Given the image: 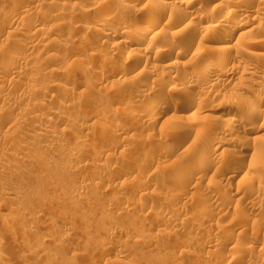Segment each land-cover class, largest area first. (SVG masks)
Here are the masks:
<instances>
[{"label":"rangeland","instance_id":"1","mask_svg":"<svg viewBox=\"0 0 264 264\" xmlns=\"http://www.w3.org/2000/svg\"><path fill=\"white\" fill-rule=\"evenodd\" d=\"M169 1L0 0V264H264V12Z\"/></svg>","mask_w":264,"mask_h":264},{"label":"bare ground","instance_id":"2","mask_svg":"<svg viewBox=\"0 0 264 264\" xmlns=\"http://www.w3.org/2000/svg\"><path fill=\"white\" fill-rule=\"evenodd\" d=\"M152 2H150V3H153V5L152 6H154V4L155 5H157L158 3H163V4H166V5H169L168 3H172L173 1H169V0H151ZM207 1V3H205ZM205 2H204V4L202 5V7H205V5H207L209 2L211 3V1H213V0H206ZM253 1H255V0H228V2L227 3H229V5H230V7H232L233 8V11L231 12V14L229 15V17H232L233 18V20H232V23H231V26H234L235 25V22L236 21H238V20H240V18H241V16L243 15V14H247V15H251L253 12L252 11H250V10H245L246 8V6L248 5V3H250V2H253ZM258 2H256V10H255V12H257V13H259L260 12V14H262L263 12H264V8H261L260 6H259V0H257ZM174 4H180V5H188V6H190L191 8H192V3H191V1L190 2H187V0L186 1H184V0H174ZM149 3V4H150ZM149 4H147V5H149ZM173 4V3H172ZM151 5H149V6H151ZM66 6V5H65ZM175 6L176 5H172L171 7H173V8H175ZM188 6H187V8H188ZM155 7V6H154ZM185 7V6H184ZM201 6L200 7H198L197 8V10H201L202 12H200V15H198V21L200 22V23H205V22H209L210 20H212V18H213V16H212V14H210V13H205L204 12V9L205 8H202ZM209 7V6H208ZM158 8V7H157ZM161 8V7H160ZM172 9V8H171ZM185 9H186V7H185ZM190 9V8H189ZM192 9H194V8H192ZM230 9V8H229ZM11 10V12H12V14L13 15H16L17 14V12L14 10V9H10ZM18 10V9H17ZM174 10V9H173ZM227 10V9H226ZM107 11V10H106ZM146 11V10H145ZM169 11H171V10H169ZM178 11V10H177ZM20 12V11H19ZM162 12V11H161ZM210 12V11H209ZM227 12V11H226ZM16 13V14H15ZM21 13V12H20ZM146 13V12H145ZM178 13V12H177ZM186 13V12H185ZM184 13V14H185ZM193 13V11L192 10H189V12H188V14L189 15H191ZM196 13V12H195ZM116 14V13H115ZM161 14V13H160ZM163 14V13H162ZM161 14V15H162ZM20 15V14H19ZM147 15H148V13H147ZM147 15H145V14H143V16H144V18L145 19H150V18H152V17H150V18H148V16ZM197 15V14H196ZM226 16H228V14H225ZM256 15V14H255ZM253 16V18H251V20H250V22L251 23H255V25H257V28L262 24L261 22V16L259 17H256V16ZM119 16V15H118ZM153 16V15H152ZM163 16V15H162ZM179 17V16H178ZM144 18H142V19H144ZM144 19V20H145ZM153 19H155V18H153ZM230 19V18H229ZM228 19V20H229ZM237 19V20H236ZM231 20V19H230ZM236 20V21H235ZM263 20H264V18H263ZM151 21V20H150ZM155 21H156V19H155ZM153 22V21H152ZM198 22V23H199ZM239 22V21H238ZM192 23V22H191ZM190 23V24H191ZM199 23V24H200ZM259 23H261L260 25H259ZM153 24V23H152ZM167 24V23H166ZM190 24L188 25L189 27H190ZM206 24H208V23H206ZM176 25L177 24H174V26L173 27H176ZM192 25V24H191ZM198 25V24H197ZM204 25V24H203ZM228 26V25H227ZM171 27H172V24H171ZM172 27V28H173ZM189 27H187L188 28V32H189V34H188V36L186 37V36H183L182 38L180 37V40H182V43L181 44H179L180 45V51L182 52V51H186V50H188V48H189V46H190V44H191V41L193 40V38H195L196 37V34L198 33V29H195L194 28V25H192V27L191 28H189ZM214 27V26H213ZM210 28V27H209ZM207 26H206V28H204L205 30H207L208 31V29H209ZM226 28V27H225ZM231 28V27H230ZM256 28V27H255ZM254 28V29H255ZM203 29V30H204ZM251 29V28H250ZM23 30V29H22ZM186 30V29H185ZM232 30H233V28H232ZM231 30V31H232ZM256 30V29H255ZM259 29H257V31H258ZM43 31V30H42ZM176 31V30H175ZM227 30H221L220 32H219V34H217V39H218V41L216 40V41H214L215 43H217V44H224V43H227V42H225V41H228L229 39H230V37H232L231 36V34H230V32H226ZM251 31V30H250ZM178 32V31H177ZM235 32V31H234ZM43 33V32H42ZM200 33V32H199ZM202 33V32H201ZM251 33V32H250ZM257 33V32H256ZM255 33V34H256ZM261 33V35L263 36L264 35V24L263 25H261V30L259 31V34ZM122 34V33H121ZM180 34V33H179ZM187 34V33H186ZM182 35V34H181ZM202 35H203V33H202ZM245 35V34H244ZM247 35H249V34H247ZM176 36V33L174 32V30H171V31H168V33H167V37H169L168 39H170V37H172V38H174ZM239 37H237V38H240V37H242L243 38V36L241 35H238ZM202 37V36H201ZM135 38V37H134ZM216 38V37H215ZM258 38V37H257ZM138 39V38H137ZM264 39V38H263ZM139 41H140V39H138ZM162 41V40H161ZM119 44V43H118ZM235 45V44H234ZM233 45V46H234ZM231 45L230 44H228V45H221V46H219V47H217V48H215V51L217 52V53H219V54H222L221 56L223 57V55H225L227 52H228V54H229V51L231 50V47H230ZM122 47V46H121ZM161 48H163V47H161ZM233 48V47H232ZM238 48V47H237ZM213 49V48H212ZM236 48H234V50H235ZM233 50V51H234ZM215 51H214V53H215ZM232 51V50H231ZM230 51V52H231ZM236 51V50H235ZM180 52V53H181ZM178 54V55H181V54ZM237 53V52H236ZM242 53V52H241ZM239 54V53H238ZM216 55V54H215ZM236 56V55H235ZM238 56V55H237ZM161 56H155V58H153V60L155 61V62H158V61H160V58ZM240 57V56H239ZM224 58V57H223ZM258 58V57H257ZM14 59L15 58H10L8 61H7V63L8 64H11L12 65V63H14ZM224 60V59H223ZM257 60H259V59H257ZM243 61V60H242ZM240 61L241 62V66H243L242 68H243V70L242 71H246L247 70V72H248V74L249 75H254L256 72H257V70H261V69H264V61H256L255 63H252V64H250V62L249 63H247V61ZM114 62V61H113ZM239 64H240V62L239 61H237ZM237 64V63H236ZM221 65H223V62H222V60L221 61H219V59H218V56H216V59H215V64L214 65H212V66H209V67H207V68H205L203 71H202V74H201V77L204 79V78H206L207 80L209 79V77H213V76H215V78H213L211 81H210V83H209V85H208V88H213V89H215L217 86H222L223 84L222 83H226V82H228V80H230V77H229V75L227 76H225V74H223V73H220L219 72V69L221 68ZM168 66V65H167ZM167 66H165V67H167ZM237 66H239V65H237ZM239 68V67H238ZM162 69V68H161ZM233 69H235V68H233V67H231V71L233 70ZM221 70V69H220ZM229 70V71H230ZM236 70V69H235ZM234 70V71H235ZM119 71V70H118ZM163 72V71H162ZM101 73V72H100ZM231 73H233V72H230L229 74H231ZM227 74V73H226ZM235 74V73H234ZM99 75V74H98ZM201 78V79H202ZM261 79H262V81H260V83L259 84H257V89L259 88V90H260V88H262V87H264V75L262 76V77H260ZM210 80V79H209ZM155 86H159V84L158 83H156L155 84ZM221 88V87H220ZM217 89V88H216ZM207 91V90H206ZM216 91V90H215ZM202 93V92H201ZM209 93V92H208ZM259 100V99H258ZM252 101L251 102V104H249V105H245L244 104V106H240L239 108H237L236 110H235V114L233 115L232 114V116H229V117H227L226 118V124H228V126L230 125V126H232L233 124L235 125V122H237L240 118L239 117H247L248 118V120L249 121H257V120H262L264 117H262V113H263V111H264V109L261 107V104L259 103V101ZM261 101V100H260ZM158 109H163L164 110V108L162 107V106H160V108H158ZM26 110V109H25ZM164 112V111H163ZM163 112H157L158 114H157V117H156V121H163L164 120V118H165V114L163 113ZM31 113V112H30ZM88 113H90L91 114V112L89 111ZM92 114H94V113H92ZM85 116V115H84ZM89 116V115H88ZM243 119V118H242ZM243 120H246V119H243ZM242 120V123L243 122H246V121H243ZM264 121V120H263ZM262 121V122H263ZM250 123V122H249ZM246 124V123H245ZM229 126V127H230ZM236 126V125H235ZM242 127V126H241ZM226 129H228V128H226ZM229 129H231V127L229 128ZM243 129V128H242ZM105 130V129H104ZM232 130V129H231ZM227 131V132H226ZM225 131V134L227 133V134H229L231 131L230 130H226ZM239 131V130H238ZM224 133V132H223ZM232 133V132H231ZM104 134V132L103 131H100L99 133H97L96 135L97 136H102ZM223 137V136H222ZM222 137H221V139H222ZM238 145V144H237ZM242 145H239V148L240 149H242V152H243V150H244V147H241ZM235 147V146H234ZM236 151V150H235ZM238 152V156H237V160H241V159H243V157H245L246 155H243V153L242 152H240V150L239 151H237ZM237 155V154H236ZM204 156V155H203ZM226 232L227 233H229V234H232L233 233V230H231V228H230V230H226ZM261 233L263 234L264 233V230H261ZM249 247V246H248ZM247 247V248H248Z\"/></svg>","mask_w":264,"mask_h":264}]
</instances>
